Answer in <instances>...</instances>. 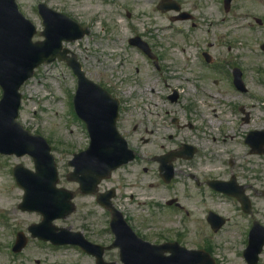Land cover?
<instances>
[{"label":"rangeland","instance_id":"374dc122","mask_svg":"<svg viewBox=\"0 0 264 264\" xmlns=\"http://www.w3.org/2000/svg\"><path fill=\"white\" fill-rule=\"evenodd\" d=\"M156 1L159 0H16L19 11L36 26L35 40L41 38L42 25L36 10L41 2L91 27L88 37L67 47L77 54L90 80L121 96L126 115L124 127L129 131L126 139L141 154L139 161L115 172L101 189L120 185L119 201L125 204L131 223L147 240L158 242L173 238L175 232L186 231L188 236L183 238V245L187 248L204 249L208 245L218 264H245L242 252L250 222L247 216L240 213L233 200L211 192L203 183L195 187L188 175L203 180L233 173L252 195L254 218L264 225V155L250 154L244 144L248 131L264 128V53L259 50L264 42V0H233L228 12L222 0H178L185 8H192L194 28L189 23H169V27L162 28L168 25V19L154 10ZM127 11L131 14L129 20ZM255 19L261 20L262 25L256 24ZM137 32H144L142 35L156 44L159 52L168 50L169 46L179 47V54L167 59L171 66L167 73L158 75L159 80L139 52L127 48V39ZM202 51L213 58L212 67L203 63ZM176 56L177 70L173 67ZM231 65L242 70L245 93L229 89ZM193 86L196 97L191 91ZM75 88L76 79L64 64L55 62L39 67L21 88L18 122L30 133L47 140L57 163L60 186L76 193L77 186L64 179L70 170L67 162L72 154L87 147L88 138L83 124L72 114L70 103ZM174 88L179 92V100L171 103L166 96ZM208 95L216 97L214 107L222 122L220 129L215 130L214 141L202 128V115H212L207 106ZM192 97L197 108L183 110L182 104ZM250 103L253 105L246 108L248 121L242 122L243 115L237 106ZM173 116L179 118L180 124L191 121L194 128L190 131L172 128L169 120ZM137 125L138 130L133 133L132 127ZM151 130L155 133L151 134ZM170 134L193 140L198 152L185 163L184 169L182 162L176 166L177 179L172 187H166L158 178L156 165L150 161L152 156L165 151L158 143L168 142ZM141 137L150 142H140ZM212 145L219 159L216 166H210L220 171L215 177L208 174L211 169L207 165L209 153L205 150ZM230 158L234 160L233 169L228 165ZM17 164L33 169L27 156L0 155V264H94L93 258L74 247H54L37 240H30L19 254L11 253L16 233L27 234V227L41 220L38 213L21 212L17 208L23 195L12 176V168ZM144 167L148 168L147 172L142 171ZM131 194L132 200L127 198ZM173 195L179 198L188 215L163 205ZM74 202L75 213L55 224L80 231L93 243L107 245L111 241L107 214L91 196L76 194ZM207 210L227 220L220 232H211L205 222ZM115 254H106L105 259L116 261ZM258 264H264V249Z\"/></svg>","mask_w":264,"mask_h":264},{"label":"water","instance_id":"95a60500","mask_svg":"<svg viewBox=\"0 0 264 264\" xmlns=\"http://www.w3.org/2000/svg\"><path fill=\"white\" fill-rule=\"evenodd\" d=\"M38 11L43 19L44 30L41 35L44 40L32 43L35 29L18 12L15 1L0 0V153L16 156L28 154L34 160L35 173L21 166L14 168L16 181L25 191L19 208L38 211L43 216L41 224L29 227L32 235L57 245H79L98 257L97 264H104L100 261L102 251L98 249L95 252V247L87 243L81 234L69 233L51 225L53 220L65 218L74 210L70 203L73 196L70 192L55 187L56 167L47 143L39 136L30 135L16 122L20 106L19 88L32 76L36 67L55 59L64 61L77 76L78 87L73 104L76 114L86 124L90 144L85 151L73 155L68 163L73 171L67 175V179L78 183L82 194L96 192L98 183L117 167L131 161L133 154L115 127L117 101L89 81L75 58L68 57V52L62 49V41L80 38L82 30L44 4L38 6ZM247 142L260 152L264 144V132L250 133ZM101 198L99 196L97 200L103 205ZM220 224L221 222L215 225ZM111 226L117 237L114 245L121 248L125 264H212L206 254L186 252L177 245L158 247L141 244L130 234L117 213L114 214ZM250 239L247 248L248 262L255 264L256 255L263 245L264 230L255 226ZM26 242L23 234L19 233L13 250L20 251ZM133 243L139 247L131 248ZM166 251L171 255L165 257L163 254Z\"/></svg>","mask_w":264,"mask_h":264},{"label":"flooded vegetation","instance_id":"af4514ba","mask_svg":"<svg viewBox=\"0 0 264 264\" xmlns=\"http://www.w3.org/2000/svg\"><path fill=\"white\" fill-rule=\"evenodd\" d=\"M185 11H187V16H188V23L190 24V26L191 27H195L196 26V22H195V18H194V16H193V12H192V8L191 7H189V8H185L184 9ZM173 16L174 15H168L167 16V19H168V21L169 22H171V21H174V19H173ZM150 36H151V38L154 40V37H153V35L152 34H150V33H148ZM146 36V35H145ZM144 39H145V37L144 36H142ZM147 38V37H146ZM146 40V39H145ZM147 41L149 42V44H150V46H149V49H150V51H151V53L154 55V57H155V61L157 62V64H156V70L157 71H161V69H162V67H163V65H164V63H165V61H166V51H164L163 50V52H159V50H158V46L156 45V44H154V43H152V42H150L149 41V39L147 38ZM155 41V40H154ZM156 42V41H155ZM211 46V45H210ZM143 54V53H142ZM144 55V54H143ZM143 55H141L142 56V58L143 59H146L145 58V56L148 58V59H146V61H148L152 66H154L155 65V61H151V59L147 56V55H145V56H143ZM150 59V60H149ZM156 77V76H155ZM157 79V78H156ZM158 80V79H157ZM150 92L152 93V94H154V90L153 89H151L150 90ZM177 96V95H176ZM178 97V96H177ZM119 128L121 129V130H123V127H124V123H125V120H124V118H121L120 119V117H119ZM124 129H125V127H124ZM138 129V126H134L133 127V132H135L136 130Z\"/></svg>","mask_w":264,"mask_h":264},{"label":"bare ground","instance_id":"6f19581e","mask_svg":"<svg viewBox=\"0 0 264 264\" xmlns=\"http://www.w3.org/2000/svg\"><path fill=\"white\" fill-rule=\"evenodd\" d=\"M192 92H193V90H192ZM208 97L210 98V100L208 101V105L207 106L210 108V111L212 113V115H211L212 117H208V119L212 123V125L209 128L208 132H209V134H211L213 129L215 130V129L219 128L220 123H219V120H218L219 114L217 112V107H214L215 104H216L215 103L216 101H214L216 97L213 96V95H208ZM211 135H213V134H211ZM213 137H215V136L213 135ZM217 175H218V171H217Z\"/></svg>","mask_w":264,"mask_h":264}]
</instances>
